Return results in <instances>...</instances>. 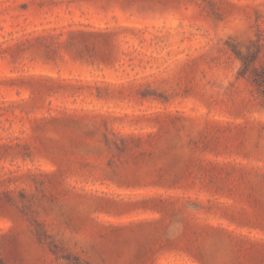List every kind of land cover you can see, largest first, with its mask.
Listing matches in <instances>:
<instances>
[{
	"label": "rangeland",
	"instance_id": "1",
	"mask_svg": "<svg viewBox=\"0 0 264 264\" xmlns=\"http://www.w3.org/2000/svg\"><path fill=\"white\" fill-rule=\"evenodd\" d=\"M0 264H264V0H0Z\"/></svg>",
	"mask_w": 264,
	"mask_h": 264
}]
</instances>
